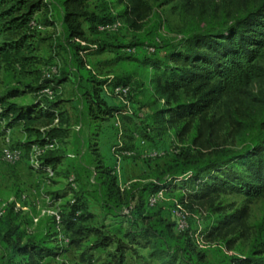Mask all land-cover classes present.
<instances>
[{"label": "trees", "instance_id": "trees-1", "mask_svg": "<svg viewBox=\"0 0 264 264\" xmlns=\"http://www.w3.org/2000/svg\"><path fill=\"white\" fill-rule=\"evenodd\" d=\"M160 1L163 0H0V72L3 69L22 73L44 63L39 51L46 41L43 31L47 29L57 34L58 46L69 55L66 68L56 72L54 66L52 76L41 79L38 86L25 85L26 92L35 97L31 104L22 106L9 101L24 93L18 90L0 95V130L7 132L21 126L26 135L22 149L28 153L41 151L36 156L38 173L51 175L50 180L58 177L70 181L77 172L78 159L89 154L66 151L72 145L65 144L68 119L59 111L60 102L53 94L72 78L77 86L88 84L82 103L93 120L105 121L121 111L102 100L101 89L108 82L97 80L90 72L88 57L110 52L116 60L134 61V67L141 72L137 82L133 75H124L113 90L128 87L127 98L132 92L151 91L163 106L152 113L148 125L132 135L154 144L167 135L182 141L192 132L190 143L171 150L174 160L167 174L139 192L146 199L138 206L133 204L138 188L121 191L114 171L103 165L95 145L90 144L87 148L95 165L96 190L107 200L104 205L112 209V201L118 216L125 217L131 226L117 232L121 238H116V233L85 227L91 217L87 197L85 192L75 191L70 182L62 193L54 194L57 198L72 197L57 226L76 237L94 234L91 250L113 247L107 254L112 264H129L128 255L136 253L135 248L149 250L147 264H211L206 261L207 252L199 251L193 244L188 228L177 235L174 223L166 222L160 213L147 214L143 208L156 207L159 202L148 206L149 197L156 192L162 191L164 199L167 193L177 190L186 209L207 208L209 216L215 217L205 229L206 239L226 240L246 229V209L225 216L215 205L228 195L242 196L248 201L264 197V113L260 120L253 119L250 124L232 119L233 126L252 133L249 143L238 152L219 143L220 129L215 127L217 122L211 121L210 113L222 97L243 93L251 83L264 78V67L258 64L264 60V0L230 25L193 33L177 45H146L137 39L126 43L113 35L119 29L100 31L120 20L127 28L140 31L152 10L151 3ZM84 24L90 35L100 37L95 43L88 39ZM147 47L154 52L149 54ZM128 49L134 52H126ZM137 50L142 51V59L134 57ZM160 52H164L163 57L155 56ZM126 210L128 214H123ZM133 214H137L135 222ZM22 240L23 233L16 229L0 235V264H42L44 258L57 255L58 249L50 247L45 239L24 244ZM233 241L226 240L224 244L229 246ZM71 243L78 241L73 239ZM221 264H264V224L256 228L246 255L227 256Z\"/></svg>", "mask_w": 264, "mask_h": 264}, {"label": "rangeland", "instance_id": "rangeland-1", "mask_svg": "<svg viewBox=\"0 0 264 264\" xmlns=\"http://www.w3.org/2000/svg\"><path fill=\"white\" fill-rule=\"evenodd\" d=\"M260 0H166L152 2V10L145 21L144 28L133 31L119 21L120 28L113 35L126 43L139 40L144 44L160 42V45H177L193 33L203 32L210 28L228 26L237 18L243 17L247 11L258 6ZM84 29L87 26L84 24ZM88 39L95 43L100 37L90 35L86 30ZM46 39L41 44L39 56L44 60L35 68L26 72L17 70H1L0 95L4 96L12 90L24 92L17 97L10 98V102L19 105L31 104L35 97L26 92L25 85L38 86L41 79L50 78V71L54 66L64 69L69 64V55L66 50L58 46L59 37L50 29L43 31ZM159 58L164 52L156 54ZM136 58L142 59L143 53L137 50ZM264 67V60L258 62ZM87 68L97 80H106L102 86L101 98L112 108L121 112L105 121L93 120L86 107L82 103L83 93L88 84L81 83L77 86L74 78L70 82L61 85L53 94L60 103L59 111L68 119L65 127L68 138L65 144L66 151L89 154L85 159H78L77 172L73 173L70 181L58 177L50 180L51 175L38 173V163L35 151L28 153L22 149L26 142V135L21 126L14 127L7 132L0 130V235L8 229L23 233L22 244L27 241L45 239L50 247L57 248L55 257L44 258L42 264H112L108 253L113 247L101 250H91L96 236L87 234L76 237L72 233L57 226L60 222V214H63L70 195L57 198L54 194L62 193L63 188L70 182L75 191L85 192L88 202L90 218L84 223L87 228L100 229L110 234L116 233V238H121L117 232H124L130 228L131 223L125 217L118 216V208L113 205L106 206L105 200L96 190L95 165L91 159L90 149L95 145L104 166L112 169L121 191L129 190L136 186L133 204L145 203L146 198L140 197L142 190L163 174H167L174 160L173 148L189 145L193 136L191 132L182 141L167 135L162 139H156V143L146 142L141 144L140 138L132 135L150 123L152 113L163 106V102L155 99L151 91L145 94L132 92L128 98H121L113 94V86L124 75H133V81L137 82L141 72L134 67V61L116 60L114 55L106 52L102 55H91L87 60ZM143 75H145L143 73ZM264 113V78L251 83L243 93L224 96L217 108L211 111L210 119L217 122L219 143L224 148L238 152L249 143L252 133L246 128L233 126L232 119L250 124L253 119L260 120ZM216 124V123H215ZM132 136L134 138H132ZM89 143V144H87ZM75 145V146H74ZM6 149H18L21 158L16 163H8L3 159V151ZM156 150L168 151L163 157L151 158L149 155ZM126 151H132L133 155H125ZM171 175L164 179L168 180ZM75 182V183H74ZM177 184V183H176ZM55 197V198H54ZM180 192L175 190L167 193L156 207L151 210L143 208L150 215L160 213L161 217L169 223H174L173 212L180 206L188 213V230L193 244L199 251H206V261L211 264H221L227 256L246 255L253 244L256 228L264 224V197L258 200L248 201L242 196L228 195L222 197L215 206L221 208L225 216H230L235 211L246 209V229H241L236 236H230L226 240H234L231 245H226V240H208L203 235L205 229L214 216H209L207 208L189 211L179 201ZM109 203V204H110ZM123 214H126L125 211ZM128 214V213H127ZM58 217V219L55 218ZM132 220L137 221V214H133ZM175 234L178 232L174 229ZM78 244L71 243L72 240ZM231 248V249H228ZM133 254L128 255L129 264H147L149 250L135 248ZM0 252V257H1ZM15 257V256H13ZM17 262V259L15 258Z\"/></svg>", "mask_w": 264, "mask_h": 264}, {"label": "built area", "instance_id": "built-area-1", "mask_svg": "<svg viewBox=\"0 0 264 264\" xmlns=\"http://www.w3.org/2000/svg\"><path fill=\"white\" fill-rule=\"evenodd\" d=\"M120 28L119 22H116L112 25L102 27L100 28V31H108V32H116ZM147 52L149 54H152L154 52V49L152 47L146 48ZM128 53H133L134 50L128 49L126 50ZM113 94L116 96H119L121 98H127L129 94V88L125 87H116L113 90ZM137 138V136H135ZM141 144L144 145L145 143L141 141ZM35 155L39 156L41 154V151L39 149H35ZM125 155L131 156L133 155L132 151H126ZM165 155L164 152L161 151H153L149 157L151 158H157V157H163ZM21 158V152L18 149H6L3 151V159L8 163H16ZM163 199V192L158 191L148 199V206L154 207L158 202H160ZM125 213L127 214L128 211L126 210ZM188 213L183 207L178 206L175 211L173 212L174 217V224H175V230L177 232H183L188 228ZM56 219H58L57 216H55Z\"/></svg>", "mask_w": 264, "mask_h": 264}]
</instances>
